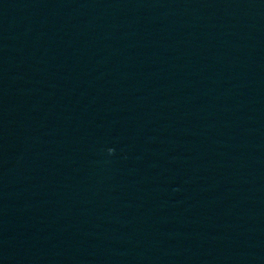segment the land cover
Listing matches in <instances>:
<instances>
[{"label":"water","instance_id":"water-1","mask_svg":"<svg viewBox=\"0 0 264 264\" xmlns=\"http://www.w3.org/2000/svg\"><path fill=\"white\" fill-rule=\"evenodd\" d=\"M0 264H264V0H0Z\"/></svg>","mask_w":264,"mask_h":264}]
</instances>
